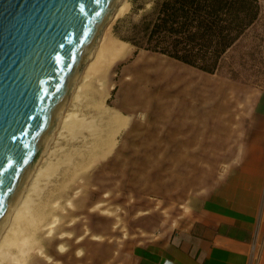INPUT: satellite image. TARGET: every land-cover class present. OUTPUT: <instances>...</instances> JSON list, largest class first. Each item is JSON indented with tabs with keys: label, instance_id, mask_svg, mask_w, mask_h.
<instances>
[{
	"label": "rangeland",
	"instance_id": "374dc122",
	"mask_svg": "<svg viewBox=\"0 0 264 264\" xmlns=\"http://www.w3.org/2000/svg\"><path fill=\"white\" fill-rule=\"evenodd\" d=\"M159 1L124 0L127 9L119 16L114 8L104 27L124 47V55L108 62V49L103 46L104 54L97 58L100 34L77 74L49 146L35 164L45 171L30 205L38 227H33L37 230L33 229V237L32 229L28 234L35 241L30 240L33 244H28L32 246L24 255L15 250L23 264H109L124 239L144 237L165 218L160 213L176 215L182 210L176 204L214 184L233 162L230 143L240 139L243 128L242 119L234 118L240 113L234 107H242L238 105L242 90L224 86L221 97L213 90L215 81L225 77L264 90V0H258L257 21L224 55L216 74L206 78L157 53L140 49L133 55V43L144 37L142 22L154 17ZM92 63L94 69L87 70ZM204 85L207 105L222 102V132L208 133L206 158L171 156L173 146L185 147L154 141L158 125L172 120L167 114L176 105L197 100L193 91ZM69 110L76 113L72 121L82 122L65 131L61 120ZM175 153L183 155V151ZM22 188L10 214L21 205ZM14 222H5L0 240L9 237Z\"/></svg>",
	"mask_w": 264,
	"mask_h": 264
},
{
	"label": "crops",
	"instance_id": "0c3cea01",
	"mask_svg": "<svg viewBox=\"0 0 264 264\" xmlns=\"http://www.w3.org/2000/svg\"><path fill=\"white\" fill-rule=\"evenodd\" d=\"M182 65L205 78L216 74ZM222 79L214 82V94L221 97L224 86L242 90L238 103L242 107H234L240 111L234 118L242 119L243 128L240 139L230 143L233 162L214 184L176 204L182 207L176 215L159 210L165 217L159 218L160 225L142 234L144 237L124 239L109 264H264V90ZM193 95L197 100L176 105L167 114L172 120L158 125L154 141L183 143L185 147L173 146L171 156L206 158L208 133L222 132V102L207 105L205 85L195 88ZM228 131L233 132L231 127ZM178 151L183 155L175 153Z\"/></svg>",
	"mask_w": 264,
	"mask_h": 264
},
{
	"label": "water",
	"instance_id": "95a60500",
	"mask_svg": "<svg viewBox=\"0 0 264 264\" xmlns=\"http://www.w3.org/2000/svg\"><path fill=\"white\" fill-rule=\"evenodd\" d=\"M116 0H0V226Z\"/></svg>",
	"mask_w": 264,
	"mask_h": 264
},
{
	"label": "trees",
	"instance_id": "16d2710c",
	"mask_svg": "<svg viewBox=\"0 0 264 264\" xmlns=\"http://www.w3.org/2000/svg\"><path fill=\"white\" fill-rule=\"evenodd\" d=\"M259 14L258 0H160L133 55L143 49L214 74Z\"/></svg>",
	"mask_w": 264,
	"mask_h": 264
},
{
	"label": "bare ground",
	"instance_id": "6f19581e",
	"mask_svg": "<svg viewBox=\"0 0 264 264\" xmlns=\"http://www.w3.org/2000/svg\"><path fill=\"white\" fill-rule=\"evenodd\" d=\"M123 1L124 0H121L120 2H118V0H116V4H115L116 7L114 9V15L115 16H119L120 14H122L123 12H125V10L127 9V3L126 2H123ZM100 34H101L100 35L101 45L99 43V45H98L99 48L94 52L95 53V56L97 58L100 57V56H102L104 54L103 53V46H104L105 49H108L107 50V55H108V59H109L108 62H112L113 60H115V59L119 58L120 56L124 55V47L111 38L110 29L107 26L103 28V30L101 31ZM94 44H95V42H94ZM94 44H93L92 48L94 47ZM92 48L90 49V51L92 50ZM89 53H88V56H89ZM88 56H87V58H88ZM94 67H95V64L92 63V64H87V67L86 68H87V70H89V69L91 70V69H94ZM98 70H97V72H98ZM75 98H76V96H75ZM65 103H63V106H62L61 110H63V108L66 107ZM64 114L65 115L63 116V119L61 120V122H62V128H65L64 129L65 131H66V128L69 129L70 127H73L74 128V127H77L79 125L81 126V122H82L81 120H76V121L74 120L75 122L72 121L73 118L76 116L75 111L69 110V111H67ZM103 114H105V113H103ZM107 117H109V116L107 115ZM75 119H76V117H75ZM115 119L114 120L117 123H121V121H122V119L120 117H116ZM50 139H51V135L47 139L46 143L44 144L43 148L41 149L40 153L36 157L33 165L31 166L30 170L28 171V173L26 175V178H25V180L23 182L24 187L23 188L21 187L24 190L23 193H22L21 205L20 206L16 205L19 208L16 209L15 212L13 211L10 214L11 210L13 209L14 203L19 199V198H17L18 196H16V198L13 201V203L9 207V209H8L6 215H5V218H4V220H3V222H2V224L0 226V229H1L3 226H5V222L8 221V222H12V224H13V221H16V223L14 222L15 223L14 224V227L15 228H13V230L10 231L9 235H7L9 237L6 236L7 238H5V236H4L5 239L2 240V238H1L2 241L0 240L1 241V244H0V263L1 262H9V263L10 262H16L17 264H23V261H22L23 257L22 256L21 257L20 256L17 257L16 256L17 253L15 252V250H17L19 253H21V254L24 255V254L27 253V250H29V249H27V246H28V248H29V246L30 247L32 246V245H28V244L29 243H32L33 244V242H31L30 240H33V238H32L33 235H34L33 234V229H34L33 227L34 226H37V225H35L36 223L33 221L35 219V217H34V219H32L33 218V215L30 214L31 213L30 212V207L32 206L31 205V203H32V195L35 193L38 185L41 184L40 183L41 182V178L40 177L42 175H44L43 174V171H45L44 170L45 168H43V169L42 168H36L35 167V164H36V161L39 160V157H41L45 153L46 146L48 145ZM43 178L44 177H42V179ZM23 184H22V186H23ZM43 185H45V184H43ZM36 192L38 193L39 191H36ZM9 214H10V216H9ZM27 228H29V229H27ZM30 229H32V232H31ZM29 230H30L31 233H29ZM35 231H37V230H35ZM8 232L9 231L7 230V233ZM28 233L31 234V236H32L31 238L32 239L30 238V236H29ZM33 241H35V240H33Z\"/></svg>",
	"mask_w": 264,
	"mask_h": 264
}]
</instances>
